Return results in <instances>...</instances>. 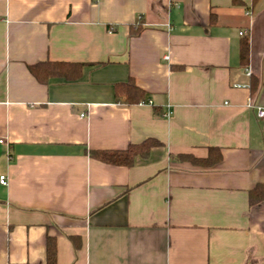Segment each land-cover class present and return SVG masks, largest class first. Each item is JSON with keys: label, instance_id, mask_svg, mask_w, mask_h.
I'll use <instances>...</instances> for the list:
<instances>
[{"label": "crops", "instance_id": "0c3cea01", "mask_svg": "<svg viewBox=\"0 0 264 264\" xmlns=\"http://www.w3.org/2000/svg\"><path fill=\"white\" fill-rule=\"evenodd\" d=\"M262 77L264 0H0V264H44L48 237L56 264H264ZM130 79L144 103L116 102ZM147 139L131 167L86 154Z\"/></svg>", "mask_w": 264, "mask_h": 264}, {"label": "trees", "instance_id": "16d2710c", "mask_svg": "<svg viewBox=\"0 0 264 264\" xmlns=\"http://www.w3.org/2000/svg\"><path fill=\"white\" fill-rule=\"evenodd\" d=\"M138 30V29H137ZM249 45L247 39L240 42L239 59L242 65L248 63ZM83 65L59 62H40L27 67L29 73L41 84H46L51 78L63 79L67 82L78 80L82 73ZM251 78V76H250ZM250 91H253V83L248 85ZM262 87H264V77H262ZM145 92L138 88L135 82L130 79L126 83L115 86L116 102L124 105H135L144 103ZM162 145L153 140L147 139L136 145H129L125 150H89L86 154L101 163L117 166L131 167L136 158L146 159L152 148L161 147ZM178 159L187 161L190 164L202 168H211L220 163L222 157L218 149L210 148L208 157L197 159L190 155H179ZM264 202V184L256 185L248 192V203L254 206ZM75 248L79 247L76 238H72ZM46 255L44 264H56L57 249L56 242L53 238L46 239Z\"/></svg>", "mask_w": 264, "mask_h": 264}, {"label": "built area", "instance_id": "2783aa9c", "mask_svg": "<svg viewBox=\"0 0 264 264\" xmlns=\"http://www.w3.org/2000/svg\"><path fill=\"white\" fill-rule=\"evenodd\" d=\"M246 16H250L251 13L250 12H246L245 13ZM244 32H240L239 33V36H244ZM165 59H167V57H164ZM244 76L249 78L251 76V71L249 68H246L244 70ZM232 88H235V89H246L248 88V85H232ZM148 104H151V102H147ZM171 116V113L169 111H167L165 114H164V117L168 118ZM256 116L258 119L260 120H264V108L262 107H257L256 108ZM83 117V116H82ZM0 143H2V141H0ZM7 185V178L6 176H0V186H6Z\"/></svg>", "mask_w": 264, "mask_h": 264}]
</instances>
